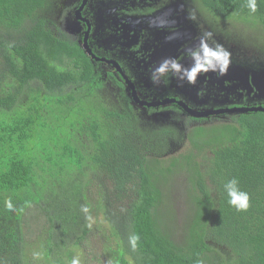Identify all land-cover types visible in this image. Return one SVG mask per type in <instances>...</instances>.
Wrapping results in <instances>:
<instances>
[{
	"label": "trees",
	"instance_id": "obj_1",
	"mask_svg": "<svg viewBox=\"0 0 264 264\" xmlns=\"http://www.w3.org/2000/svg\"><path fill=\"white\" fill-rule=\"evenodd\" d=\"M199 1L215 27L234 15L264 25V0L255 12L248 0ZM50 5L0 0V264H71L90 234L107 264H264V112L187 130L149 123L103 89ZM181 137L191 149L175 154ZM232 178L247 210L228 203ZM26 215L42 227L33 241Z\"/></svg>",
	"mask_w": 264,
	"mask_h": 264
},
{
	"label": "flooded vegetation",
	"instance_id": "obj_2",
	"mask_svg": "<svg viewBox=\"0 0 264 264\" xmlns=\"http://www.w3.org/2000/svg\"><path fill=\"white\" fill-rule=\"evenodd\" d=\"M192 1L199 2L50 0L46 12L57 16L54 21L60 33L87 56L103 89L114 98L122 96L125 106L138 117L184 127L229 122L239 113L234 108L264 105L263 52L252 51L251 59L247 49L236 48L229 61L240 70L229 63L223 75L201 73L195 84L173 73L158 83L152 79L153 70L165 59L191 67L189 50L199 46L203 33L211 32L209 22L200 25L197 21L202 14L197 6L189 5ZM209 43H215L214 37ZM190 111L205 116L196 117Z\"/></svg>",
	"mask_w": 264,
	"mask_h": 264
},
{
	"label": "rangeland",
	"instance_id": "obj_3",
	"mask_svg": "<svg viewBox=\"0 0 264 264\" xmlns=\"http://www.w3.org/2000/svg\"><path fill=\"white\" fill-rule=\"evenodd\" d=\"M189 5L197 6L199 14L200 13L202 14L198 18H196L197 21L200 22V25L201 23L208 22L206 16H209L210 12L204 8V6L200 3V1L198 3L192 1L189 3ZM51 15H53L54 18H57L55 14H51ZM204 16L206 18H204ZM246 17H242L239 19L234 15L231 17V19L218 23L217 27H215L214 22L211 21L209 24L212 29L211 32L213 33L214 42L219 45H222L223 48L226 49L229 54H231V56H233L234 50L236 48H242V49H247L249 51L248 55L251 59H254L253 52L257 54L255 50H258V52L262 50L263 51L262 57H263L264 56V25L261 24L260 19L258 17H254V16H250L247 18ZM214 30L216 31L215 35H214ZM191 126H192L191 124L189 126H186L185 130L192 128ZM188 139L189 137L187 138L181 137L179 145L174 151L175 154L189 152L192 145L190 142H188ZM186 199H187L186 189L184 188V185H182V188L178 193V203H177L178 216H182L187 211V206L185 204ZM32 220H35V217H32V215L25 216V221H26L25 230L27 231L26 233L29 234V235L27 234L28 239L35 240L36 236L39 234L38 230L42 229V227L40 225L36 226L35 224H33ZM34 233L35 236L32 235ZM86 242L88 247L85 250L77 251L75 255V257H78L80 259L81 264H107L99 261L98 259L99 257L98 253L102 254L103 252L102 249L103 245L101 238L98 235L90 234Z\"/></svg>",
	"mask_w": 264,
	"mask_h": 264
},
{
	"label": "clouds",
	"instance_id": "obj_4",
	"mask_svg": "<svg viewBox=\"0 0 264 264\" xmlns=\"http://www.w3.org/2000/svg\"><path fill=\"white\" fill-rule=\"evenodd\" d=\"M247 7L251 12L257 9L256 0H248ZM194 18V17H192ZM213 40L212 32L203 33L199 46L191 49L188 52L192 60V66L185 68L177 59L169 58L163 60L158 67L153 70L152 79L154 83H158L160 78L166 77L169 73L179 75L180 79L187 80L190 84H195L199 74L207 73L209 71L218 72L223 75L227 71L228 64L230 63L234 68H239L237 63L229 61V53L222 45L217 43H209ZM264 82V80H263ZM223 191L228 197V203L235 207L238 211L247 210L250 204V195L248 192L243 191L240 187L239 180L232 178L223 185ZM6 206L12 209L10 201L6 202ZM84 213L89 212L87 206H82L81 209ZM91 220V216H88ZM129 244L133 250L138 247L140 236L138 234H131L128 237ZM71 264H81L78 257L71 260ZM198 264H203V261H198Z\"/></svg>",
	"mask_w": 264,
	"mask_h": 264
},
{
	"label": "water",
	"instance_id": "obj_5",
	"mask_svg": "<svg viewBox=\"0 0 264 264\" xmlns=\"http://www.w3.org/2000/svg\"><path fill=\"white\" fill-rule=\"evenodd\" d=\"M237 69V68H236ZM238 70H240L238 68ZM242 76V74H241ZM264 83V82H263ZM232 111H237L239 113H246V112H249V111H263L264 112V107L262 106H259V107H253V108H234ZM190 113L193 115V116H196V117H201V116H205L203 114H198L196 112H193V111H190Z\"/></svg>",
	"mask_w": 264,
	"mask_h": 264
}]
</instances>
